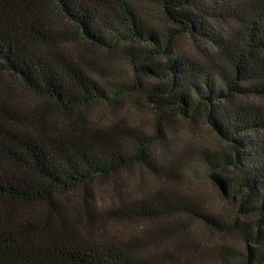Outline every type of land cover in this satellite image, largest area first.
Here are the masks:
<instances>
[{
	"label": "trees",
	"instance_id": "trees-1",
	"mask_svg": "<svg viewBox=\"0 0 264 264\" xmlns=\"http://www.w3.org/2000/svg\"><path fill=\"white\" fill-rule=\"evenodd\" d=\"M130 104L155 135L93 115ZM177 118L223 147L178 164ZM191 164L231 221L174 186ZM138 166L168 185L127 191ZM188 220L264 264V0H0V264H201Z\"/></svg>",
	"mask_w": 264,
	"mask_h": 264
},
{
	"label": "rangeland",
	"instance_id": "rangeland-1",
	"mask_svg": "<svg viewBox=\"0 0 264 264\" xmlns=\"http://www.w3.org/2000/svg\"><path fill=\"white\" fill-rule=\"evenodd\" d=\"M102 112V121L111 122L114 118H122L124 123L128 126L135 127L137 129L152 133L154 127V114L150 108L146 107H134L130 104L127 108L121 109L118 115L111 113V110H94L93 115ZM122 121V120H120ZM171 131L168 130V136L170 138L171 146H174L176 150L174 155L176 157L177 163L183 164L189 163L190 156L199 155V152L203 150H209L211 152L218 150L223 147V143L215 134V132L206 124L202 119L197 120L193 123L190 121L182 120L181 118L174 119ZM153 148L156 150H163L161 148V141L153 143ZM189 150V151H188ZM168 152H171L169 150ZM167 152V153H168ZM166 157V154L165 156ZM160 164H163L160 162ZM182 164V165H183ZM159 165V163H158ZM185 171V182L181 185H174L181 192L187 196H191L197 205L205 207L210 213L214 214L215 217H222L226 222L231 221L232 215H235V205L234 202L224 200L214 186L213 180L209 177V172L207 168L200 164H191L186 167ZM125 175L127 177L133 178L130 180V184L126 187L127 191H131L136 196H139L143 189L146 191L152 189L156 184H162L167 186L168 183L164 178H157L152 176L151 173L144 169L143 167H136L133 169L132 174ZM145 179V188H140L139 181ZM142 187V186H141ZM102 199H106V191L103 190ZM141 197V196H139ZM252 218H256L253 216ZM133 228V227H130ZM188 234L181 233L173 237L168 243L173 244L171 248H176L180 246L181 248H188L190 256L193 263H197L198 259H202L201 264H241L237 259L230 258V248L237 247V241L233 234L222 235L217 232H211L206 227L202 226L200 223L194 220L186 221V229ZM195 260V261H194Z\"/></svg>",
	"mask_w": 264,
	"mask_h": 264
}]
</instances>
